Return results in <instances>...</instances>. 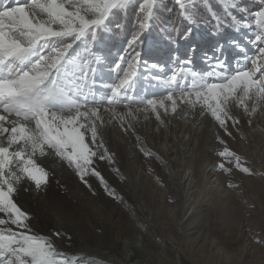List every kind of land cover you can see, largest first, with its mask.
Here are the masks:
<instances>
[{
  "label": "rangeland",
  "instance_id": "rangeland-1",
  "mask_svg": "<svg viewBox=\"0 0 264 264\" xmlns=\"http://www.w3.org/2000/svg\"><path fill=\"white\" fill-rule=\"evenodd\" d=\"M8 3L9 0H0V8ZM246 3L251 14H244L243 18L251 21L258 0H246ZM212 4L218 14L225 15L219 0H212ZM172 5L169 0H161L157 23L144 35L139 49L149 63H163L165 74H170L174 52L182 60L189 57L195 60L198 56L202 60L194 63L195 68L206 69L212 63L207 57L202 58L210 49L206 44L233 39L245 42L244 35L232 27L226 26L214 35L215 21L203 7L199 8L202 22L193 26L188 40H179L186 31V22L178 18L163 21L167 12H172L169 11ZM136 10L134 2L126 15L113 17V26L123 23V30L113 27L112 32L98 34L99 46L105 54L111 52L115 56L126 47L135 30ZM244 34L250 32L245 30ZM171 39L178 40V47ZM192 45L196 46L194 52ZM234 54L232 67L239 56L237 49ZM110 67L111 61L102 73L103 83L111 82ZM157 72L158 69L143 71V77L148 79L139 80L136 88L139 96L163 98L167 94L153 79ZM166 103L168 111L158 109L159 118L150 110L138 113L142 132L133 125L128 128L127 123L122 127L112 113L101 108L105 123L99 129L97 143L102 141L103 148L93 145L97 155L91 167L107 181V188L91 173L85 176V183L75 167L51 150L46 156L38 157L50 174L47 185L37 189L32 181L24 179L14 197L30 214L28 223L32 231L50 237L65 253L84 254L89 249L93 252L100 249L101 256L84 254L94 257L99 264H122L126 258L130 264H139L136 261L143 260L145 255L151 258L149 264H264V106L253 113L252 101L249 112L231 102L229 112L238 123L227 120L225 130L199 105L192 108L178 102L177 110L172 112L171 103ZM5 126L11 127L8 123ZM221 140L242 157V163L251 173L236 168L231 158L218 155L225 146ZM104 148L111 159L99 158ZM221 163L231 171L221 169ZM229 202L240 207L236 215L223 207ZM203 217H208L211 230L207 240L201 237L199 241L196 238L199 231L207 232L200 221ZM0 218L7 217L0 213ZM80 221L95 234L83 239L87 232L79 228ZM0 227L16 230L11 224ZM141 232L145 250L141 247V252L131 259L129 255L134 252L126 242L128 237H141Z\"/></svg>",
  "mask_w": 264,
  "mask_h": 264
},
{
  "label": "snow or ice",
  "instance_id": "snow-or-ice-1",
  "mask_svg": "<svg viewBox=\"0 0 264 264\" xmlns=\"http://www.w3.org/2000/svg\"><path fill=\"white\" fill-rule=\"evenodd\" d=\"M134 2L135 30L126 47L115 56L105 54L98 34L112 32L113 27L123 30V23L113 26V17L126 15ZM219 2L224 16L216 12L212 0H173L177 18L186 22V31L178 39L191 37L193 26L202 22L199 8L203 7L215 21L214 35L226 26L244 35L245 42H231L239 52L236 66L229 64L218 44L214 55L205 53L212 61L206 69H196L191 57L182 60L174 52L170 74H165L163 63L143 59L139 50L144 35L157 23L161 0H9L0 8V113L7 114H0V213L7 217L0 218V225L11 224L16 229L0 227V264H99L94 257L62 252L50 237L34 233L28 223L30 214L14 197L24 179L37 189L47 185L50 174L38 157L49 150L75 167L85 183L91 173L107 188V181L91 167L97 155L93 145L103 148L102 141L97 143L105 123L102 107L122 127L127 123L131 128L139 112L150 110L159 118L158 109L168 111L166 102L171 103L172 112L178 102L192 108L199 105L226 130L227 120L238 123L230 115L231 102L249 112L252 101L253 113L264 106V0H258L251 21L243 18L251 14L246 0ZM171 42L178 47L177 39ZM195 48L192 45L191 51ZM110 61L111 82L103 83L102 73ZM152 69H158L153 77L156 85L166 90L163 98H145L136 92L139 80L148 79L143 71ZM132 105L143 107L133 109ZM120 106L125 111H118ZM9 116L16 119L9 120ZM218 155L251 173L242 157L226 144ZM99 158L111 159V155L104 148ZM219 167L231 171L223 163Z\"/></svg>",
  "mask_w": 264,
  "mask_h": 264
},
{
  "label": "bare ground",
  "instance_id": "bare-ground-1",
  "mask_svg": "<svg viewBox=\"0 0 264 264\" xmlns=\"http://www.w3.org/2000/svg\"><path fill=\"white\" fill-rule=\"evenodd\" d=\"M230 40H228V41H218V42H216V43H212V44H209V45H205V46H207V49L208 48H211V49H209V52L207 53V54H209L208 56L209 57H211L212 55H214V50H215V48L217 47V45L219 44V45H222L223 46V51H224V56L225 57H227V60H228V62H229V64L231 63V62H233V58H235L236 56H235V54H234V50L236 49V48H234V47H232V45H231V42H229ZM208 42V41H207ZM203 57H206L205 56V52H204V55H202V58ZM193 59V58H192ZM202 59L200 58L199 59V57L197 56L196 57V59L194 60L193 59V62L194 63H197V62H200ZM154 63H156V62H154ZM132 107H133V109H135L136 108V106H133L132 105ZM102 109H103V107H102ZM118 111H120V112H123V111H125V108L123 107V106H120L119 108H118ZM137 116H138V119H136V120H134V121H131V123H132V125L134 126V128L135 129H137V131L138 132H142V130H143V128H142V123H141V120H140V117H139V114L137 113ZM184 156V155H183ZM263 165V164H262ZM264 170V165H263V169H262V171ZM261 171V170H260ZM229 203H231V202H229ZM226 204V205H223V207L224 208H229L230 210H231V213L234 215H236V213H237V211H239L240 209V207L239 206H237V205H235V204H233V203H231V204ZM264 204V203H263ZM249 213H251V212H249ZM190 216V215H189ZM81 218V217H80ZM204 218V217H203ZM203 218H201V223L202 224H204L205 226H206V229H207V232L206 231H199L200 233H201V235H200V233H199V236L198 237H196L197 238V240H201L202 238L201 237H203V238H205L206 240H207V236H208V232L211 230L210 228H211V226H209L210 225V221L208 220V217H205L204 218V220H203ZM79 225V228H81L82 230H84V231H86L87 232V234H85L84 233V235H83V239L85 238L86 239V235H94L95 234V232L93 231V229H89V227H87L86 226V224L85 223H82L81 221H80V223L78 224ZM208 227V228H207ZM204 232H206L205 234H204ZM108 233V232H107ZM142 233V232H141ZM203 233V234H202ZM144 234L142 233V236L141 237H137V238H132V237H128V241L126 242V245H127V247H130L131 249H132V252H134L133 254L131 253V255H129V258H134V255H136L137 253L139 254L141 251H140V249H141V247H143V250H145L144 248L146 247V245H145V243L143 242V239H144ZM195 237V236H194ZM103 238V237H102ZM194 241H196V240H194ZM201 245H203V243H200ZM200 245V246H201ZM75 252V251H74ZM100 252H102L100 249H97V250H94V252H93V250H91V249H89V251H86V252H84V254H88V253H93V255H97V256H101L100 255ZM76 253V252H75ZM83 254V253H82ZM128 254L129 253H127L126 255L128 256ZM143 257V256H142ZM118 258V257H117ZM144 259L143 260H138V261H136L137 263H139V264H149V261L151 260V258L150 257H148L147 255H145L144 257H143ZM128 259L126 258L125 259V262L124 263H122V264H130V263H128V261H127ZM112 261V260H111ZM114 262H115V260H114ZM120 262V261H119ZM121 263V262H120ZM177 263V262H176ZM175 263V264H176Z\"/></svg>",
  "mask_w": 264,
  "mask_h": 264
},
{
  "label": "trees",
  "instance_id": "trees-1",
  "mask_svg": "<svg viewBox=\"0 0 264 264\" xmlns=\"http://www.w3.org/2000/svg\"><path fill=\"white\" fill-rule=\"evenodd\" d=\"M173 4L172 5V12L171 13H168L167 12V15H166V17H165V19L163 20L164 21V23H166L167 21H172V19H174L175 20V18H177V12H176V8H175V6H174V3H173V0H169V4Z\"/></svg>",
  "mask_w": 264,
  "mask_h": 264
}]
</instances>
